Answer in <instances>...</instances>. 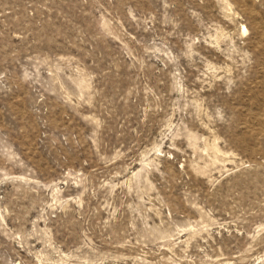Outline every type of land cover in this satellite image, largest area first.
Returning a JSON list of instances; mask_svg holds the SVG:
<instances>
[{"label":"rangeland","instance_id":"374dc122","mask_svg":"<svg viewBox=\"0 0 264 264\" xmlns=\"http://www.w3.org/2000/svg\"><path fill=\"white\" fill-rule=\"evenodd\" d=\"M0 264H264V0H0Z\"/></svg>","mask_w":264,"mask_h":264}]
</instances>
